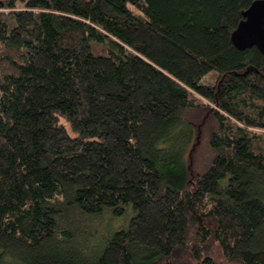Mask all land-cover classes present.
<instances>
[{
	"label": "trees",
	"instance_id": "trees-1",
	"mask_svg": "<svg viewBox=\"0 0 264 264\" xmlns=\"http://www.w3.org/2000/svg\"><path fill=\"white\" fill-rule=\"evenodd\" d=\"M254 1L0 0V264H264Z\"/></svg>",
	"mask_w": 264,
	"mask_h": 264
},
{
	"label": "water",
	"instance_id": "water-1",
	"mask_svg": "<svg viewBox=\"0 0 264 264\" xmlns=\"http://www.w3.org/2000/svg\"><path fill=\"white\" fill-rule=\"evenodd\" d=\"M232 34V39L241 48L257 46L264 53V0H256L245 11Z\"/></svg>",
	"mask_w": 264,
	"mask_h": 264
},
{
	"label": "rangeland",
	"instance_id": "rangeland-1",
	"mask_svg": "<svg viewBox=\"0 0 264 264\" xmlns=\"http://www.w3.org/2000/svg\"><path fill=\"white\" fill-rule=\"evenodd\" d=\"M126 218V217H125ZM125 218H122V219H118L116 221V224H121L125 221ZM96 225V224H95ZM212 247H213V253L214 255L218 258V259H223V254H222V251L219 247V245L216 243V241H212Z\"/></svg>",
	"mask_w": 264,
	"mask_h": 264
}]
</instances>
